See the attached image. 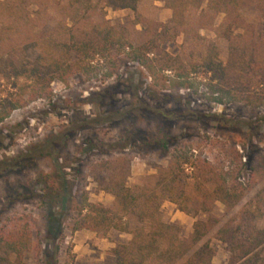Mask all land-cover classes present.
<instances>
[{
    "label": "trees",
    "instance_id": "obj_1",
    "mask_svg": "<svg viewBox=\"0 0 264 264\" xmlns=\"http://www.w3.org/2000/svg\"><path fill=\"white\" fill-rule=\"evenodd\" d=\"M102 1L103 7L92 0H68L62 6L53 1L62 13L53 27L44 20L50 0L2 1L8 19L0 25V124L14 111L48 98L52 82L85 76L95 59L106 63L116 57L138 64L155 85H163L169 72L179 88L188 89L193 73L205 81L218 105L264 108V0ZM143 1L162 2L170 18L165 23L142 19L136 7ZM105 9L133 12L131 25L141 26L140 41H133L127 28L104 20ZM218 17L221 21L215 25ZM202 30L226 42L224 63L211 42L188 69L162 50L180 35L202 42ZM156 145L168 156L167 166L141 185H126V158L94 162L90 177L113 198L112 205L89 203L82 191L67 221L69 231L128 235L125 244L108 252L113 264H213L214 252L203 242L213 231V238L225 246L226 264H264V227L258 225L264 219V153L253 151L242 163L243 157L225 142L203 136L176 143L167 131ZM162 202L192 218L206 217L195 220L183 238L179 227L161 220ZM216 204L227 214L235 210L217 229L219 221L211 215ZM32 225L27 215L4 222L0 264H27L26 255L36 248L41 254L32 241ZM42 256L41 264H56L52 254Z\"/></svg>",
    "mask_w": 264,
    "mask_h": 264
},
{
    "label": "rangeland",
    "instance_id": "obj_2",
    "mask_svg": "<svg viewBox=\"0 0 264 264\" xmlns=\"http://www.w3.org/2000/svg\"><path fill=\"white\" fill-rule=\"evenodd\" d=\"M2 1L0 25L8 19ZM53 1L62 6L68 0H50L44 20L51 27L62 16ZM92 2L104 6L102 0ZM136 14L157 23H165L171 16L160 1L139 3ZM134 18L130 10L105 9L103 16L110 25L127 28L132 40L138 42L141 26L132 27ZM199 34L202 42L180 35L162 50L178 57L188 69V64L202 55L204 44L211 42L224 63L226 42L211 31ZM30 53L34 56L37 52ZM165 80L163 85L153 84L138 64L125 57L106 63L95 59L87 75H76L64 84L52 82L48 98L14 111L0 124V227L14 215L32 219V241L41 254L36 248L26 255L27 264H41L43 252L47 257L52 254L56 264H113L108 252L129 240L128 235L116 231L105 235L83 230L71 233L67 227L82 191L89 203L112 205L113 198L90 177L94 162L126 158L130 161L126 185H141L158 168L167 166L168 156L156 145L165 131L176 143L203 136L225 142L243 157L242 163L253 151L264 153V108L218 105L209 96L205 81L193 73L188 89L179 88L169 72ZM159 212L164 223L179 227L183 238L195 220L206 217L192 218L168 202H162ZM234 212L227 214L216 204L211 212L219 221L215 229ZM258 225L264 227V219ZM213 233L203 242L214 252L213 264H226L225 246Z\"/></svg>",
    "mask_w": 264,
    "mask_h": 264
}]
</instances>
